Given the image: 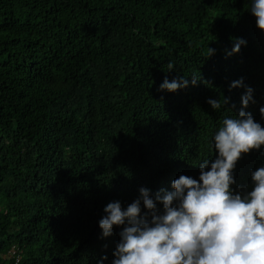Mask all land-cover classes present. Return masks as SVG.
Listing matches in <instances>:
<instances>
[{
	"label": "trees",
	"instance_id": "trees-1",
	"mask_svg": "<svg viewBox=\"0 0 264 264\" xmlns=\"http://www.w3.org/2000/svg\"><path fill=\"white\" fill-rule=\"evenodd\" d=\"M250 7L0 0V264H111L123 226L103 237L108 203L126 208L142 187L155 198L181 175L199 180L247 87L255 102L245 111L264 126V30ZM234 38L247 43L228 55ZM178 77L189 87L160 91ZM223 97L220 110L207 103ZM260 167L264 146L242 155L231 187L250 191Z\"/></svg>",
	"mask_w": 264,
	"mask_h": 264
},
{
	"label": "clouds",
	"instance_id": "clouds-1",
	"mask_svg": "<svg viewBox=\"0 0 264 264\" xmlns=\"http://www.w3.org/2000/svg\"><path fill=\"white\" fill-rule=\"evenodd\" d=\"M250 12L264 30V0H251ZM234 39L228 55L239 53L247 43ZM214 53L209 48V56ZM174 68L169 64V71ZM197 81L193 77L191 85ZM243 86L241 78L230 88ZM187 87V78H165L160 91ZM253 92L246 88L238 115L225 116L215 131L211 143L218 155L199 164V180L181 175L173 181L174 191L153 198L151 190L142 187L126 208L120 201L105 206L99 221L103 237L111 236L114 226H123L111 264H264V167L251 172L250 191L238 193L231 187L236 184L234 169L242 155L264 146V126L245 111L255 102ZM228 102L226 97L207 100L214 110ZM260 112L264 116V107ZM157 202L163 205L162 211Z\"/></svg>",
	"mask_w": 264,
	"mask_h": 264
}]
</instances>
